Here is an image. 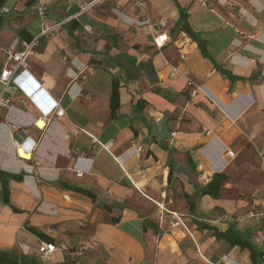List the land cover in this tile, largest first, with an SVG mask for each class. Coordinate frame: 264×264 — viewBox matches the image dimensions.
<instances>
[{
	"label": "crops",
	"instance_id": "0c3cea01",
	"mask_svg": "<svg viewBox=\"0 0 264 264\" xmlns=\"http://www.w3.org/2000/svg\"><path fill=\"white\" fill-rule=\"evenodd\" d=\"M90 1L49 0L42 20L37 0H0V50L36 39L29 70L65 110L41 131L32 122L46 103L26 108L19 90L9 121L20 129L0 125V250L41 264H253L249 250L217 239L206 225H234L264 250V216H257L264 197L247 198L239 182L249 166L264 175V0H177L214 62L177 28L174 0H142V8L136 0H104L79 13L77 3ZM144 16L149 24H141ZM160 19L171 36L161 49L153 42ZM83 69L86 79L71 77ZM220 69L243 78L231 81ZM115 80L120 107L111 119ZM140 99L142 112L135 110ZM18 134L36 142L30 160L16 154ZM239 151L249 158L232 162ZM215 172L230 177L221 196L202 195ZM4 177L20 211L2 199ZM174 211L182 215L179 227L171 225ZM42 242L67 248L44 261Z\"/></svg>",
	"mask_w": 264,
	"mask_h": 264
},
{
	"label": "built area",
	"instance_id": "2783aa9c",
	"mask_svg": "<svg viewBox=\"0 0 264 264\" xmlns=\"http://www.w3.org/2000/svg\"><path fill=\"white\" fill-rule=\"evenodd\" d=\"M102 1L104 0L78 2L79 13L92 10L96 4ZM135 2L138 7H143L144 2L142 0H136ZM226 3L231 5V2L226 1ZM8 10L7 7L2 8L3 12H8ZM34 11L42 20H45L49 12V0H37L34 6ZM149 23V18L144 16L141 20V24ZM157 25L158 30L153 35V42L157 48L161 49L171 41V36L167 29L168 21L166 19H160ZM53 28L54 26H45L44 32H49ZM36 44V39L33 41L17 40L9 47L0 50V56L3 58V65L0 71V125H7L10 131H17L21 127L19 124L9 121V116L14 107H16L14 104V97L19 90H24L26 93V95L20 99V102L26 108L32 104V101L37 103L38 101H41V104H44L45 102L47 105V109L44 113L35 116L32 122L37 129L44 131L53 120L65 116V110L62 107L61 101L53 98L49 92L42 87L41 83L34 78L29 70V58L33 54ZM84 72L85 69L78 71L74 70L71 77L73 79H78L80 77L86 79L87 76ZM23 75H26L27 78H24ZM189 84H192V82L189 81ZM41 120L44 122L43 126L39 125ZM13 143L17 156L20 159L25 160H30L31 158L27 159L21 157L18 153L19 149L22 148L32 155L37 146L35 140L23 134H18L13 137ZM224 147L225 149L223 151L226 155L229 157L236 156L234 149L227 146ZM259 153L262 157L264 156V150H261ZM171 214V225L174 227L181 226L183 223L182 215L177 211L171 212ZM260 215L264 216V212L257 214V216ZM91 245H93V243H91ZM65 248H67L65 244L57 245L55 243L42 242L39 246L38 252L40 257L44 261H47L51 258L54 252ZM228 263L229 261L225 260L224 264Z\"/></svg>",
	"mask_w": 264,
	"mask_h": 264
},
{
	"label": "trees",
	"instance_id": "16d2710c",
	"mask_svg": "<svg viewBox=\"0 0 264 264\" xmlns=\"http://www.w3.org/2000/svg\"><path fill=\"white\" fill-rule=\"evenodd\" d=\"M175 4L179 10V19L177 21V28L180 31L185 32L188 34L194 41L197 42L201 53L205 58L210 59L212 62L214 60L210 56L206 41L201 37L200 33L193 30L189 23V14L187 8L180 5V3L177 0H174ZM221 74H223L226 78H228L231 81L234 80H241L243 77L234 75L231 71L227 69H220L219 70ZM120 107V92H119V83L118 81L113 82V88H112V95H111V119H115L117 117V111ZM146 107V101L145 100H138V102L135 104V110L142 112L144 108ZM189 160L192 162V158L189 157ZM169 176L168 181H171L172 174L175 168V164L173 160L171 159L169 161ZM8 177H11L16 180H21L23 178L22 174L19 175H10ZM8 177H4L1 179L2 182V199L5 204L12 206V208L15 211H20V209L14 207L11 204L10 201V190H9V184H8ZM230 179L229 175L225 172H215L210 181L202 187L200 190V193L202 195H210L214 198H218L221 196V188L225 182H227ZM66 188L75 190L77 192L83 193L90 197L93 201L97 200V197L95 193L91 190L84 189L79 186L74 185H63ZM185 198L189 205V210L192 211L195 208V203L191 199L190 195L188 193H185ZM103 208H105L107 211H110L111 208L108 205H103ZM118 219H116L117 221ZM207 228L213 230V235L219 239V240H225L228 244L231 246H239L242 249H247L250 252V258L253 264H264V250L258 246L254 240L251 238V236L245 232H242L241 230L237 229L234 225H231L229 229L226 231L219 230L216 226L212 225H206ZM0 264H41L40 260L34 259L31 257H28L26 255H16L14 252L10 250H0Z\"/></svg>",
	"mask_w": 264,
	"mask_h": 264
},
{
	"label": "rangeland",
	"instance_id": "374dc122",
	"mask_svg": "<svg viewBox=\"0 0 264 264\" xmlns=\"http://www.w3.org/2000/svg\"><path fill=\"white\" fill-rule=\"evenodd\" d=\"M177 10H178V8H177ZM178 12H179V10H178ZM165 17H167L169 20H172L171 18H173V17H171L170 14L165 15ZM222 113H223V116H227L223 111H222ZM239 124H242V126L245 128L243 118H240L238 120V125ZM235 128H236V124L231 126L228 129V131H226V133L232 132V134H233ZM226 133H224V135ZM253 149H254V151H256V148L253 147ZM247 158H249V155H247V153H245L244 151L243 152L239 151L238 156L232 162H234V163L237 161H241V162L243 161L244 162V161H246ZM256 172L257 171L255 168H253L252 166H249L248 169H244L243 172L240 174L242 176V178L239 182H241V184L243 186L247 185L245 190H242L243 193H245V196L247 198H254V196L255 197H261V198L264 197V175L257 176ZM251 186H252V188H250ZM256 192H257V194L254 195Z\"/></svg>",
	"mask_w": 264,
	"mask_h": 264
},
{
	"label": "bare ground",
	"instance_id": "6f19581e",
	"mask_svg": "<svg viewBox=\"0 0 264 264\" xmlns=\"http://www.w3.org/2000/svg\"><path fill=\"white\" fill-rule=\"evenodd\" d=\"M39 125L40 126H43L44 125V122L41 120L40 122H39ZM19 155L21 156V157H24V158H27V159H29V158H31L32 157V155H31V153H29V152H26L24 149H22V148H20L19 149Z\"/></svg>",
	"mask_w": 264,
	"mask_h": 264
}]
</instances>
